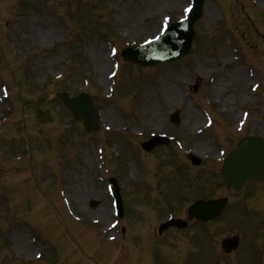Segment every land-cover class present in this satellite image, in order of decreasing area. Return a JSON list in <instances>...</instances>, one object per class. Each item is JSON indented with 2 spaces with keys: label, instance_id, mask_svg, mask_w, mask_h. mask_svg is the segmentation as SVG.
I'll list each match as a JSON object with an SVG mask.
<instances>
[{
  "label": "rangeland",
  "instance_id": "1",
  "mask_svg": "<svg viewBox=\"0 0 264 264\" xmlns=\"http://www.w3.org/2000/svg\"><path fill=\"white\" fill-rule=\"evenodd\" d=\"M190 3L0 0V264H264L255 249L264 254V215H243L244 193L227 191L215 176L231 138L264 135V0H204L183 58L143 69L120 56L182 18ZM32 31L45 41L34 44ZM100 48L109 59L104 84L92 60ZM218 76L225 85L216 94ZM171 88L179 95L169 106L161 98ZM82 91L100 115L98 134L55 97ZM187 111L199 115L197 129L185 126ZM158 133L172 138L168 146L145 152L141 142ZM192 154L205 159L202 168L191 165ZM110 177L122 193L120 218ZM222 195L231 201L223 215L158 237L169 216L188 221L199 196ZM250 224L253 232L240 227ZM232 233L240 244L226 254L221 240Z\"/></svg>",
  "mask_w": 264,
  "mask_h": 264
},
{
  "label": "water",
  "instance_id": "2",
  "mask_svg": "<svg viewBox=\"0 0 264 264\" xmlns=\"http://www.w3.org/2000/svg\"><path fill=\"white\" fill-rule=\"evenodd\" d=\"M203 0H195L192 13L189 15L188 19L182 22L181 28L177 29L176 33H168L167 36H163L160 39V46L163 47L164 57H155L151 59V55L146 57L142 53L140 48H132L123 50L122 55L124 59L135 62L140 65H148L157 61L162 60H172L179 58L185 55L189 49L191 40L194 35L192 30V24L194 21L201 16V6ZM187 30L186 33H183V30ZM156 45V44H155ZM59 99L62 100L72 111L76 119L82 118L83 124L88 129V131H95L98 127V119L94 115L93 106L91 105V99L86 94L78 95L77 97L70 98L65 93H58L56 95ZM173 121H177L176 114L172 116ZM157 142H166V140L158 139ZM152 141L142 143V147L150 151L151 148L155 145ZM192 162L194 164H199V160L195 157H192ZM222 179L228 185H231L235 188H239L242 184L248 181L254 182H264V138L262 137H248L242 139L236 149L232 151L226 158L223 167L221 169ZM114 189V195L119 200L118 187L114 180H111ZM221 208L219 203L213 202H196L190 207L189 213L195 216L198 219L208 220L214 217ZM174 224L179 225V221H173ZM167 225H162L159 231L163 230ZM235 240L230 241V246ZM224 241V247L229 246V242ZM229 246V247H230ZM226 247V250L230 248Z\"/></svg>",
  "mask_w": 264,
  "mask_h": 264
},
{
  "label": "bare ground",
  "instance_id": "3",
  "mask_svg": "<svg viewBox=\"0 0 264 264\" xmlns=\"http://www.w3.org/2000/svg\"><path fill=\"white\" fill-rule=\"evenodd\" d=\"M178 1H180V0H178ZM174 2L176 3L177 2V0H174ZM128 30H131L130 28H128ZM128 30H127V32H128ZM46 32H49V31H46ZM30 37L33 39V41H34V44H37V43H39V44H41V43H43L44 41H45V39H44V37L42 36V34L41 33H39V31H32L31 32V34H30ZM227 58H228V56H226ZM92 60H93V63H94V67H95V71L96 72H98V74H99V83L100 84H104L105 83V81H104V79H103V75H102V71H103V69L108 65V63H109V59L107 58V57H105V55H104V53H103V50H102V48H100L99 49V51H98V53L96 54H94L93 56H92ZM201 66V67H200ZM199 68L203 71L204 70V67L202 66V64H200L199 65ZM209 70V72L211 73L213 70L212 69H208ZM218 75H219V73H218ZM236 75H237V77H236V79L237 80H241L240 78H238V77H240V75H241V73H240V71H237L236 72ZM216 81V82H215ZM215 81H213V86H212V89H211V92L213 93V92H216V94H218L219 93V91H220V89L219 88H221L222 86H224L225 84L221 81V77L220 76H218V78L215 80ZM213 88L215 89V91L213 90ZM171 94H170V96H168V95H165V97L164 96H162V101H166L165 103L167 104V105H169V106H172V105H174V104H177V99H178V93L173 89V88H171ZM160 92H161V89L159 90ZM167 98V99H166ZM151 104V103H150ZM141 108H143V106H141ZM154 108H156L155 107V105H153V109ZM150 106H149V108H147L146 109V111H144V115L145 116H147V117H150L151 115H150ZM155 113V114H154ZM157 111L155 110H153L152 111V115H153V121L154 120H156L157 118ZM189 112L187 111L186 112V114H188ZM107 115V114H106ZM242 116V112H240V113H238L237 114V116ZM108 116V115H107ZM150 119H151V117H150ZM184 123H185V126L189 129V130H192L193 128H195V129H197L198 128V125H199V123H200V117H199V115L197 114V116H196V114L194 115V113H190V114H188L186 117H185V119H184ZM130 174L132 175V177L134 178V175H135V168L134 167H131L130 168ZM105 210H107L106 208H105Z\"/></svg>",
  "mask_w": 264,
  "mask_h": 264
},
{
  "label": "flooded vegetation",
  "instance_id": "4",
  "mask_svg": "<svg viewBox=\"0 0 264 264\" xmlns=\"http://www.w3.org/2000/svg\"><path fill=\"white\" fill-rule=\"evenodd\" d=\"M203 162H201L202 166ZM245 188V187H244ZM227 191H231L230 189H227ZM233 192V191H231ZM220 197H227V203L229 204L230 196L229 195H222ZM218 196H202L203 199H217L220 198ZM242 199H244L246 207H247V214L250 215H264V185H250L248 184L246 186V189L244 190V196H242ZM253 208V209H251ZM187 215V212L186 214Z\"/></svg>",
  "mask_w": 264,
  "mask_h": 264
}]
</instances>
